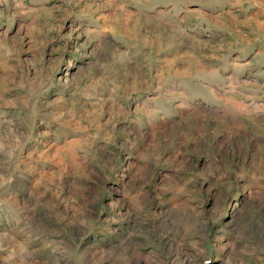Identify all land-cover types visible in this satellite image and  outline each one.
Listing matches in <instances>:
<instances>
[{
	"label": "rangeland",
	"instance_id": "1",
	"mask_svg": "<svg viewBox=\"0 0 264 264\" xmlns=\"http://www.w3.org/2000/svg\"><path fill=\"white\" fill-rule=\"evenodd\" d=\"M0 264H264V0H0Z\"/></svg>",
	"mask_w": 264,
	"mask_h": 264
},
{
	"label": "bare ground",
	"instance_id": "2",
	"mask_svg": "<svg viewBox=\"0 0 264 264\" xmlns=\"http://www.w3.org/2000/svg\"><path fill=\"white\" fill-rule=\"evenodd\" d=\"M234 102V101H233ZM179 108V107H178Z\"/></svg>",
	"mask_w": 264,
	"mask_h": 264
}]
</instances>
